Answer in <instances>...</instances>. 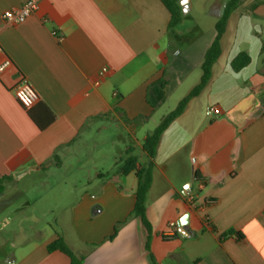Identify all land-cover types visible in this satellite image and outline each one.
<instances>
[{"label":"crops","instance_id":"1","mask_svg":"<svg viewBox=\"0 0 264 264\" xmlns=\"http://www.w3.org/2000/svg\"><path fill=\"white\" fill-rule=\"evenodd\" d=\"M27 1L0 0V64L12 61L0 75V264H70L47 250L58 238L84 264H151L147 230L130 216L136 172L120 170L131 156L139 169L147 164L144 142L200 83L220 18L173 47L162 0H39L24 23L2 22ZM221 50L209 84L157 146L146 200L157 264H264V0H242ZM241 53L251 62L234 72ZM23 77L39 96L30 110L14 94ZM106 123L124 132L109 142L113 166L91 165L103 143L82 152L85 137L109 131ZM69 165L81 176L54 207L51 188L29 197ZM33 212L40 216L30 237Z\"/></svg>","mask_w":264,"mask_h":264},{"label":"trees","instance_id":"2","mask_svg":"<svg viewBox=\"0 0 264 264\" xmlns=\"http://www.w3.org/2000/svg\"><path fill=\"white\" fill-rule=\"evenodd\" d=\"M165 7L168 9V11L171 14V21L169 25V29L174 28L177 26L180 22L183 21V8L179 2V0H162ZM242 0H230L226 3L223 15L221 16L220 20L217 22L215 29L217 31V35L215 40L213 41L210 48L207 50L204 58V62L202 65V78L200 83L190 92L189 95H187L177 106V108L172 111L169 115H167L161 122V124L151 133L148 134L144 145H143V151L146 154L147 157V164L139 169L137 167L138 160L135 157H129L126 160L125 166L120 170L121 174L128 175L132 172H136L138 185H137V191H136V203L135 207L131 213V218H138L141 220L143 226L147 230V241H146V251L149 253V260L151 264H157V261L155 260L152 251H151V240H152V226L147 218L146 215V200H147V194L151 188L152 181H153V160L156 157V151L157 146L160 141L161 136L163 133L167 130V128L170 126V124L177 119L179 116H181L186 107L188 106L189 102L199 96L201 92L207 87L209 84L211 78H212V69L219 57L221 56V39L225 33L226 26L228 23V20L233 12H235ZM251 62V59L248 54L241 53L239 54L234 61L232 62V68L234 72H240L242 69L247 67ZM164 85H161V89L155 88L154 91L159 97L160 100H162V89ZM197 178H199L197 176ZM3 180H0V194L3 192ZM123 223H119L115 229L114 233L111 237H109L108 240L112 241L119 232V227ZM231 235L229 233L227 236ZM48 252H56L59 251L70 259V264H84V257L76 255L66 244L63 238H58L56 241L48 245L47 247Z\"/></svg>","mask_w":264,"mask_h":264},{"label":"rangeland","instance_id":"3","mask_svg":"<svg viewBox=\"0 0 264 264\" xmlns=\"http://www.w3.org/2000/svg\"><path fill=\"white\" fill-rule=\"evenodd\" d=\"M192 4V10L189 11L187 8V13H185V10L183 8V21L180 22L177 26L171 29L170 31V39L173 44V47L180 46L183 47L188 42L193 40L194 38H197L199 35H201L204 32H207L214 28L215 22L221 18L224 12V8L227 2L230 0H190ZM180 2V1H179ZM182 6V5H181ZM173 107V102L167 103V105L162 109V112L168 111L170 108ZM105 126L110 127V130H105L102 133L97 132H91L86 137L85 140L90 143L89 148H82V152L88 151L90 149V146L95 143H103L101 146L95 150L97 152L92 160L91 165L96 164H105L106 167L110 165L113 166V148L109 146L110 140H113L117 138V135H121L124 133L121 128L116 129L115 127H112V124L106 123ZM102 127V126H100ZM116 136V137H115ZM115 137V138H114ZM104 155V157H102ZM106 156V157H105ZM91 162V161H90ZM119 162V161H118ZM71 165L67 167V169H62L60 171H57V177L49 180V185H47L45 188H39V193L33 192L29 196L32 200L37 199L40 195V191H43V189L51 188L55 194L50 197V194L48 195L49 198H51L52 206L50 208L54 207L55 202L53 203V200L58 199L60 201V196H58V193L62 191L63 189H69L71 188V184L75 182V180H71V177L73 175L76 176L77 173L71 174ZM81 176L80 174H77ZM79 182H82V179H79ZM32 220L31 223H27V225L24 227V234L28 235L30 237L36 236V229L37 225L32 224L35 217L40 216L39 213L33 212L30 213ZM49 219H52V216L50 215L48 217ZM45 221V220H44ZM15 233L18 231V228H13L11 230ZM21 230H19L20 232ZM17 234H20V233ZM13 235V236H14Z\"/></svg>","mask_w":264,"mask_h":264},{"label":"built area","instance_id":"4","mask_svg":"<svg viewBox=\"0 0 264 264\" xmlns=\"http://www.w3.org/2000/svg\"><path fill=\"white\" fill-rule=\"evenodd\" d=\"M39 9V0H28L21 8L7 10L2 15V22L5 25H18L24 23ZM12 66L10 59H5L0 64V75ZM14 94L18 103L25 109H32L39 101V96L28 79L23 77L14 88ZM213 112L219 114V109H213ZM172 228L176 227L175 223L171 224Z\"/></svg>","mask_w":264,"mask_h":264},{"label":"water","instance_id":"5","mask_svg":"<svg viewBox=\"0 0 264 264\" xmlns=\"http://www.w3.org/2000/svg\"><path fill=\"white\" fill-rule=\"evenodd\" d=\"M181 1V5H182V7L184 8V10H185V13H187V8H189L188 6H189V0H180ZM188 219H189V214L188 215H186L182 220H181V222H180V225L181 226H183V227H185V226H187L188 225Z\"/></svg>","mask_w":264,"mask_h":264},{"label":"flooded vegetation","instance_id":"6","mask_svg":"<svg viewBox=\"0 0 264 264\" xmlns=\"http://www.w3.org/2000/svg\"><path fill=\"white\" fill-rule=\"evenodd\" d=\"M180 1V0H179ZM181 2V1H180Z\"/></svg>","mask_w":264,"mask_h":264}]
</instances>
